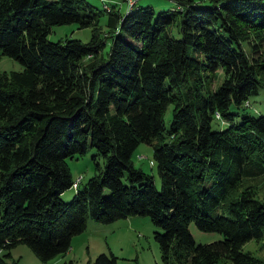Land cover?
<instances>
[{
  "label": "trees",
  "instance_id": "1",
  "mask_svg": "<svg viewBox=\"0 0 264 264\" xmlns=\"http://www.w3.org/2000/svg\"><path fill=\"white\" fill-rule=\"evenodd\" d=\"M172 1L124 15L113 0H0V57L21 64L0 70V264L19 243L44 264L89 218L129 215L150 217L164 264L260 263L243 245L264 235V195L243 180L264 175V114L244 110L264 88V0ZM70 22L89 39L48 38ZM140 142L159 188L131 159ZM88 148L97 171L74 187L67 158ZM190 222L222 238L197 243Z\"/></svg>",
  "mask_w": 264,
  "mask_h": 264
},
{
  "label": "rangeland",
  "instance_id": "2",
  "mask_svg": "<svg viewBox=\"0 0 264 264\" xmlns=\"http://www.w3.org/2000/svg\"><path fill=\"white\" fill-rule=\"evenodd\" d=\"M98 7L108 6L112 0H89ZM138 0H113L114 7H120V10L125 15L130 12L131 8ZM206 4H212L214 0H197ZM141 5H151L155 12L163 9H168L169 6H174L172 0H139ZM171 32L173 36L179 37L177 30V21L173 23ZM91 27H79L76 22L53 25L48 34L50 40L56 41L65 37H75L82 41H87L91 35ZM248 48V47H247ZM261 55L264 54V45L261 50ZM21 69V64L8 57H0V70H17ZM222 79L221 71H217L211 80L210 87H215ZM250 104L244 111L252 115L264 114V88L260 86L257 93L249 96ZM172 104H169L164 112V123L166 126L172 117ZM215 125V121L213 123ZM93 148H88L85 154L67 158V163L70 168L73 179L77 175L82 174L80 182L86 181L95 170V162L92 158ZM135 166L142 168L144 171L153 176L156 186L160 187V177L157 167L153 163L152 145L146 142H140L131 157ZM102 166V159H99ZM246 185L252 187L254 194L259 197L264 195V175H253L250 178L243 180ZM75 188L70 186L61 194L65 201L71 199ZM157 229L147 215H129L124 218H119L109 223H101L89 218L86 228L76 236L79 239L74 243V247L69 248L66 252L58 254L56 257L48 260V264H92L93 258L99 252L110 251L117 256L118 264H164L161 258V251L157 241L154 239L153 232ZM189 229L194 237V240L199 243L210 242L221 239L222 234L218 231H206L199 229L194 222H190ZM71 247V246H70ZM244 250H249L259 260V264H264V235L259 238H251L243 245ZM12 257L16 264H40V260L32 251V249L24 244L19 243L11 248ZM11 258L7 259V263Z\"/></svg>",
  "mask_w": 264,
  "mask_h": 264
},
{
  "label": "crops",
  "instance_id": "3",
  "mask_svg": "<svg viewBox=\"0 0 264 264\" xmlns=\"http://www.w3.org/2000/svg\"><path fill=\"white\" fill-rule=\"evenodd\" d=\"M77 235V234H76ZM76 235H74L73 237H72V239H71V249L74 247V243L79 239L78 237H81V236H76ZM11 253H12V250H11ZM12 255V254H11ZM56 257V256H55ZM12 259H13V257H12ZM11 260V259H10ZM15 264H16V262H15ZM44 264H48L47 262L46 263H44Z\"/></svg>",
  "mask_w": 264,
  "mask_h": 264
},
{
  "label": "built area",
  "instance_id": "4",
  "mask_svg": "<svg viewBox=\"0 0 264 264\" xmlns=\"http://www.w3.org/2000/svg\"><path fill=\"white\" fill-rule=\"evenodd\" d=\"M81 178H82V174L77 175V177H76L75 180L73 181L72 185H73L74 187H76L77 184H78V182L81 180Z\"/></svg>",
  "mask_w": 264,
  "mask_h": 264
},
{
  "label": "bare ground",
  "instance_id": "5",
  "mask_svg": "<svg viewBox=\"0 0 264 264\" xmlns=\"http://www.w3.org/2000/svg\"><path fill=\"white\" fill-rule=\"evenodd\" d=\"M78 183H80V181H79ZM77 185H78V184H77Z\"/></svg>",
  "mask_w": 264,
  "mask_h": 264
}]
</instances>
